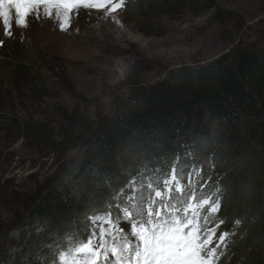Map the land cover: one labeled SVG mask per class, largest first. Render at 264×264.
I'll use <instances>...</instances> for the list:
<instances>
[{"label": "trees", "instance_id": "16d2710c", "mask_svg": "<svg viewBox=\"0 0 264 264\" xmlns=\"http://www.w3.org/2000/svg\"><path fill=\"white\" fill-rule=\"evenodd\" d=\"M126 5L138 19L197 16L217 6L213 0ZM11 67L30 93L46 95L31 67L19 61ZM56 111L58 137L3 107L0 132L22 133L63 158L83 121L75 111ZM22 224L20 254L0 264H64L87 244L99 250L96 264H152L147 258L159 257L161 235L189 230L200 238L199 258L210 264H264V46L146 89L98 126Z\"/></svg>", "mask_w": 264, "mask_h": 264}, {"label": "rangeland", "instance_id": "374dc122", "mask_svg": "<svg viewBox=\"0 0 264 264\" xmlns=\"http://www.w3.org/2000/svg\"><path fill=\"white\" fill-rule=\"evenodd\" d=\"M213 1L214 10L197 16L185 11L173 19H138L127 5L111 17L81 9L66 31L54 19L30 18L27 28L14 25L11 37L4 36L0 24V107L23 123H44L57 137V107L77 112L83 121L75 147L63 158L35 147L22 133L12 138L0 132V261L20 254L23 218L101 123L171 74L264 46V0ZM14 61L31 67L46 95L29 92L25 78L11 67ZM161 237L154 250L159 257L149 256L150 263L210 264L198 256L196 232L172 231ZM98 253L87 244L62 263L96 264Z\"/></svg>", "mask_w": 264, "mask_h": 264}, {"label": "snow or ice", "instance_id": "6c2138e0", "mask_svg": "<svg viewBox=\"0 0 264 264\" xmlns=\"http://www.w3.org/2000/svg\"><path fill=\"white\" fill-rule=\"evenodd\" d=\"M126 7V0H0V24L6 37L13 35V26L27 28L33 20L54 19L61 31L72 23L73 14L81 9L96 10L111 17ZM4 41L0 40V45Z\"/></svg>", "mask_w": 264, "mask_h": 264}]
</instances>
